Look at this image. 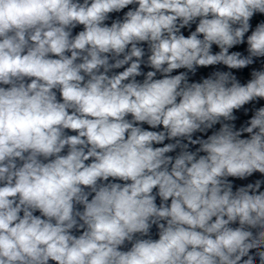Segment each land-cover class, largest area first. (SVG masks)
Masks as SVG:
<instances>
[{"label": "clouds", "instance_id": "9594fccd", "mask_svg": "<svg viewBox=\"0 0 264 264\" xmlns=\"http://www.w3.org/2000/svg\"><path fill=\"white\" fill-rule=\"evenodd\" d=\"M0 264H264V0H0Z\"/></svg>", "mask_w": 264, "mask_h": 264}]
</instances>
